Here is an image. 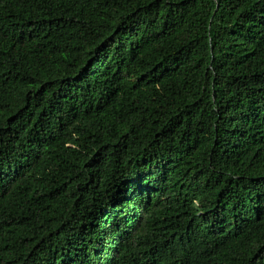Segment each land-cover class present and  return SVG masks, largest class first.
<instances>
[{"label": "trees", "instance_id": "trees-1", "mask_svg": "<svg viewBox=\"0 0 264 264\" xmlns=\"http://www.w3.org/2000/svg\"><path fill=\"white\" fill-rule=\"evenodd\" d=\"M0 264H264V0H0Z\"/></svg>", "mask_w": 264, "mask_h": 264}]
</instances>
